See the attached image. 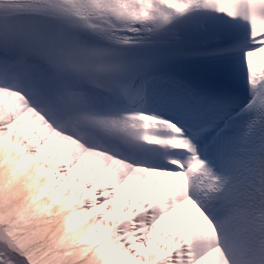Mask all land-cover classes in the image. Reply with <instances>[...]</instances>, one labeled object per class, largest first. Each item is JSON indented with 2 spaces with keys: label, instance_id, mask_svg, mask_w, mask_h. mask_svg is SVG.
<instances>
[{
  "label": "snow or ice",
  "instance_id": "1",
  "mask_svg": "<svg viewBox=\"0 0 264 264\" xmlns=\"http://www.w3.org/2000/svg\"><path fill=\"white\" fill-rule=\"evenodd\" d=\"M0 264H264V0H0Z\"/></svg>",
  "mask_w": 264,
  "mask_h": 264
}]
</instances>
